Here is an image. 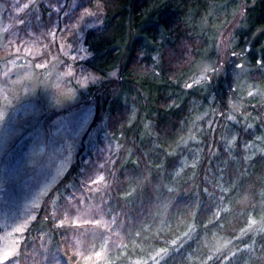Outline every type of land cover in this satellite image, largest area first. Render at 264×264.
Here are the masks:
<instances>
[{"label":"trees","instance_id":"obj_1","mask_svg":"<svg viewBox=\"0 0 264 264\" xmlns=\"http://www.w3.org/2000/svg\"><path fill=\"white\" fill-rule=\"evenodd\" d=\"M0 1L2 50L105 77L0 264H264V0Z\"/></svg>","mask_w":264,"mask_h":264},{"label":"rangeland","instance_id":"obj_2","mask_svg":"<svg viewBox=\"0 0 264 264\" xmlns=\"http://www.w3.org/2000/svg\"><path fill=\"white\" fill-rule=\"evenodd\" d=\"M38 1L30 0L27 5ZM4 8L0 1V258L14 247L16 232L26 222L24 215L29 208L54 183L80 146L94 112L95 89L89 91L88 87L99 85L105 78L95 79L91 74L75 77L59 67V60L54 57L37 65L33 56L39 50L33 46L28 45L29 50L23 53L2 50ZM95 22V18L85 19L82 27ZM222 39L228 38L223 36L219 42L216 40V47ZM206 66L197 63V72L190 76L202 82L208 71ZM237 67L241 66L236 62ZM249 68L246 69L250 71ZM244 69L235 72L237 78ZM233 83L238 85L236 89H244L242 96H256L258 86L252 85L254 83L247 85L234 80ZM258 98L257 101L262 100L264 94ZM228 104L232 106L230 101ZM216 106L212 110L220 115ZM226 118L236 120L230 110ZM103 124L93 126L87 138L92 140L98 133H104L101 132ZM256 148L258 144L251 146L250 153Z\"/></svg>","mask_w":264,"mask_h":264},{"label":"snow or ice","instance_id":"obj_3","mask_svg":"<svg viewBox=\"0 0 264 264\" xmlns=\"http://www.w3.org/2000/svg\"><path fill=\"white\" fill-rule=\"evenodd\" d=\"M91 15V14H90ZM188 87H192V85H188Z\"/></svg>","mask_w":264,"mask_h":264}]
</instances>
